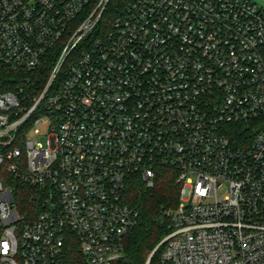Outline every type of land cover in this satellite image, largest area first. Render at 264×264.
Returning <instances> with one entry per match:
<instances>
[{
    "label": "built area",
    "instance_id": "2783aa9c",
    "mask_svg": "<svg viewBox=\"0 0 264 264\" xmlns=\"http://www.w3.org/2000/svg\"><path fill=\"white\" fill-rule=\"evenodd\" d=\"M112 1L0 0V66L27 73L0 90V264H73L78 247L116 264L140 219L131 181L163 170L180 203L161 264H264V8L129 0L112 19ZM16 182L34 190L24 215Z\"/></svg>",
    "mask_w": 264,
    "mask_h": 264
},
{
    "label": "trees",
    "instance_id": "16d2710c",
    "mask_svg": "<svg viewBox=\"0 0 264 264\" xmlns=\"http://www.w3.org/2000/svg\"><path fill=\"white\" fill-rule=\"evenodd\" d=\"M129 0H113L109 7V18H116L125 13ZM107 14V16H108ZM53 59L50 57L33 78L36 86L44 85L49 79ZM27 73L14 72L0 66V90L16 91L22 85ZM255 124H235L227 131L236 147H243L253 141L258 130ZM29 127L22 130L28 133ZM17 205L21 214H27L34 206L32 202L33 188L15 183ZM131 207L140 212L139 224L132 229L125 240V258L116 264H161L164 248L155 251L170 233L169 221L165 211L176 208L180 203V186L176 182L175 173L163 170L154 189H147L141 179L131 181L127 201ZM155 255L153 256V254ZM73 264H86L78 248L70 250Z\"/></svg>",
    "mask_w": 264,
    "mask_h": 264
},
{
    "label": "rangeland",
    "instance_id": "374dc122",
    "mask_svg": "<svg viewBox=\"0 0 264 264\" xmlns=\"http://www.w3.org/2000/svg\"><path fill=\"white\" fill-rule=\"evenodd\" d=\"M251 1L256 3L257 5H259L261 8H264V0H251ZM41 127L42 126H40V128ZM42 130H44V129H42ZM30 135L35 138V133L34 132L30 133ZM39 142H41L43 144H46L47 143L46 137L45 138H40Z\"/></svg>",
    "mask_w": 264,
    "mask_h": 264
},
{
    "label": "water",
    "instance_id": "95a60500",
    "mask_svg": "<svg viewBox=\"0 0 264 264\" xmlns=\"http://www.w3.org/2000/svg\"><path fill=\"white\" fill-rule=\"evenodd\" d=\"M162 245H160L157 250L155 251V253L161 248ZM155 253L153 254V256L155 255Z\"/></svg>",
    "mask_w": 264,
    "mask_h": 264
}]
</instances>
